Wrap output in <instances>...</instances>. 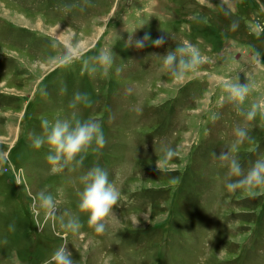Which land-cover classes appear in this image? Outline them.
Returning a JSON list of instances; mask_svg holds the SVG:
<instances>
[{"label": "rangeland", "instance_id": "1", "mask_svg": "<svg viewBox=\"0 0 264 264\" xmlns=\"http://www.w3.org/2000/svg\"><path fill=\"white\" fill-rule=\"evenodd\" d=\"M146 33L145 47H128ZM74 40L82 59L59 64ZM185 41L207 60L176 83L162 56ZM102 50L111 65L92 59ZM225 80L252 85L245 112L264 101V0H0V264H44L65 244L75 264H264V189L229 191L216 159L245 127L233 155L246 172L264 156V118L239 115ZM76 92L90 103L70 108ZM73 114L100 121L107 143L54 171L30 134ZM164 146L176 155L159 170ZM97 165L121 194L103 234L78 209L80 178ZM41 191L56 216L35 202Z\"/></svg>", "mask_w": 264, "mask_h": 264}, {"label": "clouds", "instance_id": "2", "mask_svg": "<svg viewBox=\"0 0 264 264\" xmlns=\"http://www.w3.org/2000/svg\"><path fill=\"white\" fill-rule=\"evenodd\" d=\"M149 40L150 36L146 33L141 39L129 36L127 43L128 47L134 45L137 49H141ZM62 43L60 35H57L53 38L52 47L56 48ZM151 43L160 47L163 45L164 39L159 37L152 40ZM81 48V42L78 40L64 44L63 54L55 59L61 65H70L76 60L82 59ZM92 59L100 66H109L113 63L112 54L104 50ZM206 60L207 58L195 45L185 41L177 45L174 51H168L166 55L162 56V68L174 82L180 83L189 74L196 73L206 63ZM83 63L85 70L95 71L94 67L89 68L88 60H84ZM222 88L226 94L224 99L235 105L238 114L244 116L247 121L253 120L258 114L264 118V101L253 103L246 112L241 107L252 90V85L249 82L242 84L240 80L236 82L225 80ZM80 103L89 104V97L86 93L76 92L69 107L75 109ZM212 118L215 120L218 117L213 116ZM41 129L40 134H30L31 143L36 149L47 145L49 154L46 159L53 165L54 171L63 169L67 165L81 167L90 149L99 151L107 143L100 121L92 118L80 119L75 114L53 120L43 119ZM234 135L236 140L226 151H221L219 155L214 154L216 159L221 162V166L226 165L228 168L226 188L229 191L244 190L248 192L257 188L264 189V156L258 157L245 172L233 153L236 151L237 145L245 140L250 141V137H248L245 127H236ZM162 152L163 158L156 162L159 170L162 162L166 163L176 155L175 150L167 146L162 148ZM80 179L84 187L78 193V209L80 213L88 215V226L97 234H103L110 221L116 217L114 209L120 202L121 194L115 182L109 179L108 171L98 165L88 170ZM34 200L47 215L56 216L57 201L50 193L41 191L34 197ZM81 227L79 216H70L64 224V228L71 233H77ZM44 264H75V261L72 252L65 244L56 248L44 261Z\"/></svg>", "mask_w": 264, "mask_h": 264}]
</instances>
